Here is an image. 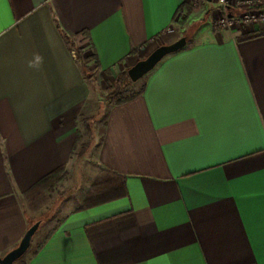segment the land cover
<instances>
[{
	"label": "crops",
	"instance_id": "obj_1",
	"mask_svg": "<svg viewBox=\"0 0 264 264\" xmlns=\"http://www.w3.org/2000/svg\"><path fill=\"white\" fill-rule=\"evenodd\" d=\"M208 1L175 17L193 0H0V257L50 203L30 209L29 189L83 155L91 81L209 19ZM218 10L108 104L91 182L25 264H264V23L220 27ZM102 174L125 194L84 206Z\"/></svg>",
	"mask_w": 264,
	"mask_h": 264
},
{
	"label": "rangeland",
	"instance_id": "obj_2",
	"mask_svg": "<svg viewBox=\"0 0 264 264\" xmlns=\"http://www.w3.org/2000/svg\"><path fill=\"white\" fill-rule=\"evenodd\" d=\"M205 0H196L195 3L192 4V7L201 8L204 5ZM210 5V1H208ZM211 15L215 13V7L219 8V5H212ZM201 21V23L190 21L186 23L181 28L176 29V35L186 37L187 42H191L194 40H199L203 38L206 33L200 31V26L203 22L208 23V17H199L197 18ZM197 21V20H195ZM192 23V24H191ZM145 78V74L141 76L136 81H131L130 84L122 91L123 95L129 94L135 90L140 88V85L143 83ZM91 87L93 89V93L90 96L88 101V105H90L85 112V115L80 121V128L83 132L82 140L80 146L83 150V155L79 158L78 162L74 164V167H71V170L66 173V177L64 180L58 183L56 188L50 194V203L44 208V213L39 215H33L36 217V220L41 221L37 230L35 231L31 246L29 248L33 249L37 242L42 239V237L48 232V230L53 226L54 219L60 218L62 214L72 210L80 201L81 195L85 188L89 185L94 176V169L90 166L92 163V154H94V149L97 142V137L99 135V129L101 127V122L106 113V107L108 104L113 103L115 98L112 97L109 100V94L105 89V86L109 84V82L105 81V85L103 88H99L97 91L94 80L91 81ZM90 103V104H89ZM79 146V148H80ZM93 149V150H92ZM92 169V170H91ZM34 221V222H35ZM32 224V223H31ZM31 250L29 251V253ZM28 253V254H29ZM27 254V255H28ZM19 263V262H18ZM17 263V264H18Z\"/></svg>",
	"mask_w": 264,
	"mask_h": 264
},
{
	"label": "trees",
	"instance_id": "obj_3",
	"mask_svg": "<svg viewBox=\"0 0 264 264\" xmlns=\"http://www.w3.org/2000/svg\"><path fill=\"white\" fill-rule=\"evenodd\" d=\"M192 5L191 3H182L179 5L175 12V17L180 16L181 14H184V17L188 15L190 12H192ZM186 20V18L184 19ZM181 22L183 19L180 20ZM184 22V21H183ZM64 37H67L64 35ZM76 53L78 57H81L82 54V48L81 47H76ZM131 80L128 77L127 70L119 73L116 75L113 79L112 82H109L107 86H105L106 91L109 94V100L115 98L113 102L116 103H122L126 102L127 100L133 98L134 96L138 95L140 92V89L137 91H133L129 94L123 95L122 91L130 84ZM113 100V99H112ZM81 134L78 132L77 136V141L80 139ZM67 170L65 166H60L41 179H39L28 191L27 193V204L30 209H37L43 205H45L49 199H50V194L51 192L56 188L58 183L63 179V177L66 175ZM111 175V174H110ZM107 175H98L93 183L90 185L87 193H86V198L90 199L91 201L87 202L84 204V206H91L93 204H97L100 202H103L108 199H113L118 196H121L125 194L124 189V184L121 183L115 178V176H110L109 181L106 179ZM106 179V181H104ZM111 183L112 187L110 191L105 190L104 192H101L103 187H107L108 184ZM119 184L121 185V189H119ZM98 191V192H97ZM93 198V199H92ZM49 232L42 242L38 245V247L31 253L30 258H32L38 251L39 249L45 244L47 239L50 236ZM30 247V246H29ZM19 262V263H18ZM25 264V259L23 256H21L19 259H17L13 264Z\"/></svg>",
	"mask_w": 264,
	"mask_h": 264
},
{
	"label": "water",
	"instance_id": "obj_4",
	"mask_svg": "<svg viewBox=\"0 0 264 264\" xmlns=\"http://www.w3.org/2000/svg\"><path fill=\"white\" fill-rule=\"evenodd\" d=\"M210 1V0H209ZM186 44V37L181 36L176 40L156 46L146 57L137 60L127 69L128 77L131 81H136L141 76L149 72L167 54L178 51ZM40 221L33 222L24 232L19 243L0 257V264H13L29 248L32 237L37 230Z\"/></svg>",
	"mask_w": 264,
	"mask_h": 264
},
{
	"label": "built area",
	"instance_id": "obj_5",
	"mask_svg": "<svg viewBox=\"0 0 264 264\" xmlns=\"http://www.w3.org/2000/svg\"><path fill=\"white\" fill-rule=\"evenodd\" d=\"M216 3L219 10L213 22L217 26L230 28L234 24L264 23V0H216Z\"/></svg>",
	"mask_w": 264,
	"mask_h": 264
}]
</instances>
